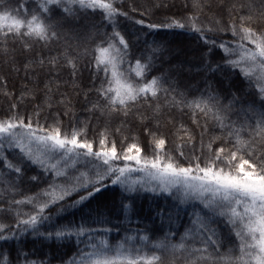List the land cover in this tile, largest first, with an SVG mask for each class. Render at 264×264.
I'll return each instance as SVG.
<instances>
[{"label":"snow or ice","instance_id":"obj_1","mask_svg":"<svg viewBox=\"0 0 264 264\" xmlns=\"http://www.w3.org/2000/svg\"><path fill=\"white\" fill-rule=\"evenodd\" d=\"M239 7L0 0V89L15 100L8 75L23 70L26 81L0 118V264H53L6 247L29 236L41 249L74 245L60 264H264V148L253 147L264 141V0ZM204 11L227 20L205 28ZM161 28L191 31L195 59L159 40ZM69 86L102 121L91 139L90 119L66 129L60 118L61 108L75 118ZM185 109L201 128L198 150L191 134L177 144L149 125L150 155L135 140L120 150L109 140L137 114L159 126Z\"/></svg>","mask_w":264,"mask_h":264},{"label":"trees","instance_id":"obj_2","mask_svg":"<svg viewBox=\"0 0 264 264\" xmlns=\"http://www.w3.org/2000/svg\"><path fill=\"white\" fill-rule=\"evenodd\" d=\"M155 2V0H154ZM168 3H173V0H167ZM176 2L178 4H183L185 2V0H176ZM192 0H188V3L191 4ZM248 0H203V3L205 5H207L208 3H212V4H219V3H223V4H236L237 8L236 11L242 12V11H246V9H241L239 7V5L241 3H247ZM128 3H131V0H128ZM140 4H144L146 3V0H139ZM256 3L259 4V0H256ZM177 9L173 8L172 12H176ZM133 15L139 19L140 18V13L136 12L133 13ZM189 15H191L189 13ZM199 19L203 22V27L205 28H209L211 27V24L209 23V21H213L215 20L217 23L222 24L225 20H227V16H224L223 18H221L220 16H214V13H209L207 11H204L203 14L198 13L197 14ZM146 20L151 19L154 21H160V20H164L165 14L161 13L159 15L153 16V17H144ZM154 32H158L159 36L157 37L159 40L164 41L166 43H170V45L174 48H186V47H193V54L194 56H196V47H197V41L195 39V36L193 35V33L191 31H189L188 29H174V30H170V29H157V30H153ZM220 35L223 36L225 41H231L232 37H231V33H220ZM73 43H75V41H73ZM45 55H47V50H45ZM53 55H55V53H53ZM125 68H127V65H125ZM238 71V69H237ZM255 71H259V69H255ZM0 72H4L6 73V68L0 64ZM63 79L67 80L69 77L67 75L66 72H60L59 73ZM57 75V73H52L51 76H49V79H55V76ZM84 76L87 77V72L84 73ZM3 79V75L0 74V80ZM232 79H237V77L233 76ZM85 82H87L85 80ZM26 83V81L24 80V72L23 70H21V72L19 73V75L16 74H9L8 75V89L12 92L15 93L16 99L13 100L12 97H5L3 95V89H0V118H2L4 111H6L8 109L9 104L11 103H15L19 100L20 98V92L19 89ZM245 85H247V81H245ZM64 90V87L62 86V89ZM67 91L72 92V102L74 105V108L72 109V111L75 114V118H71L70 116H66L63 114L64 110L61 108L60 109V118L63 121L64 127L67 129L68 125H69V121L70 119H72V123L76 124L78 121L79 122H83L86 119H90L91 123L89 124V129L90 131L88 132V136L91 139L92 136L94 135V133L97 131V129H99L101 127L102 121L98 120L97 117L92 116V114L90 112H86L84 110V108L81 106L83 103V96L79 95L77 96L75 94V92L72 91V88L69 86L67 88ZM256 91H258V85L256 86ZM161 101L164 102V97L161 96ZM25 109H27V111L29 113H31L32 111V105H28V104H22L21 105V113L23 114V112L25 111ZM147 109V105L143 106L141 108V111H145ZM51 111L53 114L56 113L57 109L56 107H53L52 109H46L44 112L41 113V122H43V119L45 116L48 115V112ZM192 109H185L184 113L186 114H182L180 112V110H175V117L173 118L172 115H169L168 113H164L163 118L161 119L159 126L156 124L155 121H148V120H142L139 116V114L136 115V117L134 118H130L133 119V123L134 126L131 125H126L123 127V129L120 132H112L109 135V140H115L117 142V148L118 150H120L121 147H127L128 144L132 143L134 140L137 141L139 143V145L142 148H146L148 150V154H151V145H152V137L148 134V132L145 130V126L149 125L151 127L152 130H155L157 127H159V133L158 134H163L164 136L167 137V139L169 141L175 140L177 142V144H179L181 142V140H188V136L189 134H191L194 138V142L197 144V150H198V146H199V138L201 136V128L198 127L195 123H193V117L190 115V113L192 112ZM197 112H199V110H196ZM235 119V117H234ZM204 121L203 119H201V124H203ZM209 125H211L212 121L209 118L208 121ZM249 123L251 124H255V121H250ZM119 127V123L113 124L112 128L113 130ZM140 128V130H139ZM70 130V129H69ZM139 130V131H138ZM141 131V132H140ZM133 132H135V134H132ZM121 135H125L124 137H122ZM133 137V138H130ZM119 139H124V141L119 140ZM205 139H207V136H205ZM255 144L253 145L254 148H256L257 150L264 148V141H262L260 139L259 136L255 137ZM190 146V145H189ZM168 147H172L171 144L168 145ZM143 155V153H142ZM3 189H0V191H2ZM112 195V190L109 189L108 192H105L103 194H101L100 196L97 197V199L99 200H104L106 198L111 197ZM73 196H75V194H73ZM69 200L72 199V197L67 198ZM76 219H79V213L76 214ZM69 219H72L71 216H69ZM112 236H116V232L115 230L112 232ZM233 239H235V236L233 234ZM174 242H178V238L176 241ZM238 243V241H237ZM22 245L27 246V248L30 251H42L44 253H46V257L45 259H49V258H53V264H60V260L61 258H65L70 260L72 258V256L75 255V251H74V245H69L68 247H59V248H43L41 249V246L39 244H35V246L33 247V238L32 237H27L26 239H24L21 244H17L16 242H10L6 247L7 248H19ZM81 247H83V245H81ZM227 247H230L227 246ZM227 247L223 250L226 251ZM236 254H238V249L236 250Z\"/></svg>","mask_w":264,"mask_h":264},{"label":"rangeland","instance_id":"obj_3","mask_svg":"<svg viewBox=\"0 0 264 264\" xmlns=\"http://www.w3.org/2000/svg\"><path fill=\"white\" fill-rule=\"evenodd\" d=\"M219 4H223V3H219ZM182 48V47H181ZM183 49L187 52V54H188V59H190V60H194L195 59V56L194 55H192L193 54V47L191 48V47H186V48H184L183 47ZM126 127H127V125H126ZM139 130H140V128H139ZM138 130V131H139ZM115 132V131H114ZM141 132V131H140ZM117 133V132H116ZM132 134H135V132H133ZM122 137H124L125 135H121ZM134 137V136H133ZM133 137H131L130 136V138H133ZM119 140H123L124 141V139H119Z\"/></svg>","mask_w":264,"mask_h":264}]
</instances>
